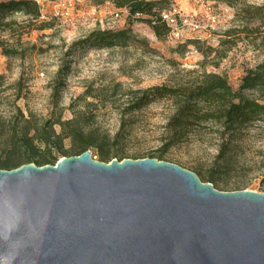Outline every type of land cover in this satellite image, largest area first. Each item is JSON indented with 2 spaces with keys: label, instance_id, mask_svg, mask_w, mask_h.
I'll use <instances>...</instances> for the list:
<instances>
[{
  "label": "rangeland",
  "instance_id": "374dc122",
  "mask_svg": "<svg viewBox=\"0 0 264 264\" xmlns=\"http://www.w3.org/2000/svg\"><path fill=\"white\" fill-rule=\"evenodd\" d=\"M153 1L162 9L180 7L199 27L180 26L179 36L165 32L158 39L145 21L129 18L126 9L107 0H37L40 18H53V26L25 35L23 56H5L0 50V137L12 125H22L18 108L29 130L50 123L61 134L51 150L57 159L82 148L102 162L156 158L194 172L201 182L211 180L220 191L264 193V120L226 136V146L212 123L172 139L175 106L167 97L136 109L129 106L134 92L185 85L203 73L220 75L237 90L245 71L264 57L260 36H247L248 28L264 30V18L248 14L264 0ZM121 28H130L136 39L124 46L72 48L93 30ZM60 67L66 73L56 102L52 91L60 82ZM242 93L254 97L251 91ZM74 132L78 139L64 136ZM46 152L40 146L32 154ZM8 153L0 151V159Z\"/></svg>",
  "mask_w": 264,
  "mask_h": 264
},
{
  "label": "water",
  "instance_id": "95a60500",
  "mask_svg": "<svg viewBox=\"0 0 264 264\" xmlns=\"http://www.w3.org/2000/svg\"><path fill=\"white\" fill-rule=\"evenodd\" d=\"M0 264H264V193L88 149L0 168Z\"/></svg>",
  "mask_w": 264,
  "mask_h": 264
},
{
  "label": "trees",
  "instance_id": "16d2710c",
  "mask_svg": "<svg viewBox=\"0 0 264 264\" xmlns=\"http://www.w3.org/2000/svg\"><path fill=\"white\" fill-rule=\"evenodd\" d=\"M117 8H124L129 18H140L152 29L159 39L168 27L161 21L159 13L162 10L158 1L153 0H107ZM248 11L251 18H264V5ZM19 15L21 19H18ZM40 5L37 0H0V50L5 56H23L21 49L23 38L33 30H43L53 26L54 19H42ZM247 33L260 36V44L264 53V30L248 28ZM136 36L130 28L96 29L86 37L73 43L72 48L88 45L96 47L124 46L133 42ZM66 70L60 67L57 74L60 82L52 91L57 102L60 89L63 87V78ZM243 91H251L254 97H246ZM130 109L139 108L158 97H167L172 100L175 110L171 116V138L177 139L188 128L205 123L217 126L222 145L229 144L226 136H234L257 120H264V57L253 68L247 69L241 78L237 90H233L225 78L213 73H203L193 82L177 87L154 86L133 93ZM23 123L20 126L12 125L8 135L0 137V151L9 152L2 155L0 168L10 169L20 164L34 162L37 165L46 164L49 160L56 161V155L51 150L61 137L55 133L52 124L42 125L40 129L29 130L28 118H24L20 109H16ZM55 122L62 125L57 119ZM67 138L78 139V133H68ZM46 149V154L33 155L35 147ZM85 148L78 149L76 154ZM17 153V155H15ZM104 157V155H101ZM264 161V153H263ZM53 162V163H54ZM211 182V180H208Z\"/></svg>",
  "mask_w": 264,
  "mask_h": 264
},
{
  "label": "built area",
  "instance_id": "2783aa9c",
  "mask_svg": "<svg viewBox=\"0 0 264 264\" xmlns=\"http://www.w3.org/2000/svg\"><path fill=\"white\" fill-rule=\"evenodd\" d=\"M159 17L168 27V33L171 36H179L180 26H189L192 30L199 27L198 23L191 16L183 13L182 9L178 6L162 9Z\"/></svg>",
  "mask_w": 264,
  "mask_h": 264
}]
</instances>
